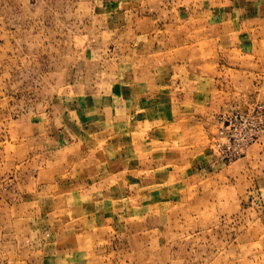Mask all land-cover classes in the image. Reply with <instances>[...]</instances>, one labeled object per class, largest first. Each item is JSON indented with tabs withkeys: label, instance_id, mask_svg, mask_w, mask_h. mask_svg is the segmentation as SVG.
I'll return each mask as SVG.
<instances>
[{
	"label": "rangeland",
	"instance_id": "rangeland-1",
	"mask_svg": "<svg viewBox=\"0 0 264 264\" xmlns=\"http://www.w3.org/2000/svg\"><path fill=\"white\" fill-rule=\"evenodd\" d=\"M0 264H264V0H0Z\"/></svg>",
	"mask_w": 264,
	"mask_h": 264
}]
</instances>
